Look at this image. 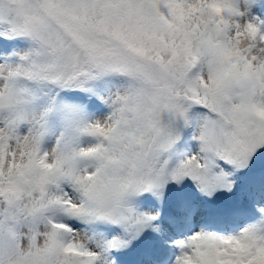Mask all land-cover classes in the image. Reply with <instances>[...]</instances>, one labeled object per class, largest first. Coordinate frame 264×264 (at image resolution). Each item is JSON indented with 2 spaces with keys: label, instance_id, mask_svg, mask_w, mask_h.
Returning a JSON list of instances; mask_svg holds the SVG:
<instances>
[{
  "label": "snow or ice",
  "instance_id": "snow-or-ice-1",
  "mask_svg": "<svg viewBox=\"0 0 264 264\" xmlns=\"http://www.w3.org/2000/svg\"><path fill=\"white\" fill-rule=\"evenodd\" d=\"M0 264H264V0H0Z\"/></svg>",
  "mask_w": 264,
  "mask_h": 264
}]
</instances>
